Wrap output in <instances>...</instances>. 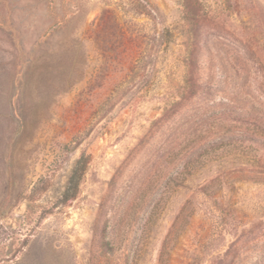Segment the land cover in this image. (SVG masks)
Segmentation results:
<instances>
[{
	"label": "rangeland",
	"instance_id": "obj_1",
	"mask_svg": "<svg viewBox=\"0 0 264 264\" xmlns=\"http://www.w3.org/2000/svg\"><path fill=\"white\" fill-rule=\"evenodd\" d=\"M0 264H264V0H0Z\"/></svg>",
	"mask_w": 264,
	"mask_h": 264
},
{
	"label": "trees",
	"instance_id": "obj_2",
	"mask_svg": "<svg viewBox=\"0 0 264 264\" xmlns=\"http://www.w3.org/2000/svg\"><path fill=\"white\" fill-rule=\"evenodd\" d=\"M192 62H193V61H192ZM192 62H191V63H192ZM193 64H194V62H193ZM185 83H189V80L186 79V80H185ZM192 83L195 84V85H197V87L200 86V81H194V80H193ZM195 92H196V94L198 93L197 90H195ZM191 95H192V94H191ZM189 96H190V95H189Z\"/></svg>",
	"mask_w": 264,
	"mask_h": 264
}]
</instances>
